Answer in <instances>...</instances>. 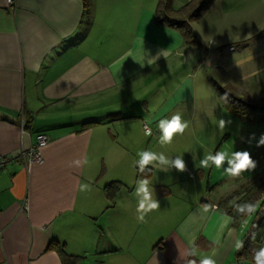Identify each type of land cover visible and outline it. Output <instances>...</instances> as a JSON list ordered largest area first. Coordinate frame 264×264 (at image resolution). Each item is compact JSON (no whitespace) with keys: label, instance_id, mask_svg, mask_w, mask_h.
<instances>
[{"label":"crops","instance_id":"1","mask_svg":"<svg viewBox=\"0 0 264 264\" xmlns=\"http://www.w3.org/2000/svg\"><path fill=\"white\" fill-rule=\"evenodd\" d=\"M158 1L90 0L86 12L82 0H0V154L49 139L39 163L0 170V264H62L46 250L52 241L77 264L241 260L235 245L249 230L232 225L224 202L244 191L219 190L228 178L200 166L214 143L191 135L193 119L207 133L205 111L222 107L208 76L216 67L203 68L217 50L205 52L197 30L191 45L158 25ZM175 114L185 132L162 145L159 120ZM140 151L181 156L185 168L148 165L140 176ZM143 178L159 208L141 221L134 191ZM112 183L120 188L110 199Z\"/></svg>","mask_w":264,"mask_h":264},{"label":"rangeland","instance_id":"2","mask_svg":"<svg viewBox=\"0 0 264 264\" xmlns=\"http://www.w3.org/2000/svg\"><path fill=\"white\" fill-rule=\"evenodd\" d=\"M189 1L176 0L174 8H181ZM189 25L194 36L195 31H198L199 41L205 52L217 50L214 56L210 55L213 58H205L206 64L203 67L205 74L210 67H216L211 68V73L208 74L217 84L213 88L214 95L219 99L216 87L230 85L240 92L241 96L237 98L244 103L251 104V100H257L258 107L264 108V0H214L211 7L199 19H192ZM189 44L199 43L196 40L195 44ZM229 47H233L234 51H230ZM219 103L223 107L220 100ZM222 107L219 112L214 110V114L205 111L202 125L210 126L207 133H199L196 130L197 119H193L191 125L195 128L191 135L194 141L202 140V135L208 139L210 137V142L214 143L212 155L222 150L249 151L255 162L254 168L243 171L238 177L229 176L224 172L229 167L226 158L218 170L220 176L228 178L223 184H219L221 192L249 191L251 187L258 185L259 180H264V146L257 147L261 134H264V110H253L254 115L249 116L255 122L248 123ZM221 119L225 121L222 129L219 126ZM229 120L231 123H228ZM225 204L230 205L231 200H227ZM255 207L259 209L258 205ZM255 214L256 212H252L243 218L240 226L246 232L250 229ZM261 247H264V242ZM80 262L89 264V260Z\"/></svg>","mask_w":264,"mask_h":264},{"label":"trees","instance_id":"3","mask_svg":"<svg viewBox=\"0 0 264 264\" xmlns=\"http://www.w3.org/2000/svg\"><path fill=\"white\" fill-rule=\"evenodd\" d=\"M82 1L85 11L87 12L90 6V0ZM172 1L173 0L158 1L155 12L156 23L177 30L185 42L188 44H195V36L189 23L192 19H199L204 12L211 7L214 0H190L184 6L177 9L172 6ZM216 90L223 107L244 122H255L253 121L254 119H250L249 115H254V111L257 112L259 110H264V108L258 107L257 100H251V104H247L244 103L242 99L237 98V96L240 95V92L233 86H218L216 87ZM247 109H250L251 111L248 112ZM144 171L139 172V175L143 176ZM119 188V183H112L107 185L104 190L107 197L111 199ZM239 195L240 194H234L225 200V202L229 199L231 202L234 201V203L229 205L226 209V213L231 216L232 225L239 227L243 218L247 214L256 212L248 234L243 242V247L237 250L238 259L254 263V250H258L261 247V243L264 242V180H259L258 185L256 184L251 187L249 191L246 189L243 196L237 199ZM248 204L254 206L253 211L250 212L248 208L245 207ZM257 205L259 206V209L255 207ZM241 207H243V211H240ZM46 250L56 251L61 258L62 264H75L78 259L75 256L67 254L64 250V245L59 244L58 242H50Z\"/></svg>","mask_w":264,"mask_h":264},{"label":"clouds","instance_id":"4","mask_svg":"<svg viewBox=\"0 0 264 264\" xmlns=\"http://www.w3.org/2000/svg\"><path fill=\"white\" fill-rule=\"evenodd\" d=\"M151 63V62H150ZM228 123H231L229 120ZM187 122L182 121L180 114H175L171 119H161L158 123V128L160 130L159 143L162 145L170 144L173 141V137L176 134H183L187 127ZM225 125V121L221 119L219 121V126L222 129ZM148 135H151L149 130ZM254 135V134H253ZM43 147V144L41 145ZM264 146V134H261L260 139L257 142V147ZM139 159L136 163L139 165L138 170L143 172L145 167L148 165H153V167H159L163 165L165 167L169 165H174L178 171H183L185 164L181 156L172 161L164 153H156L153 151H140L137 153ZM227 158L229 167L224 169V172L232 177H238L243 171L248 170L249 168L255 167V162L253 161L249 151H235L230 152L227 150L217 151L215 155L208 153L200 161V166L203 168H209L210 162L211 165L216 169H220L223 165L225 159ZM76 166H79L81 161L76 160L73 162ZM84 163H87L85 159ZM79 190L81 192L85 190H90V185L81 184ZM134 195L138 197V207L137 212L139 213L138 219L143 221L144 216L157 208H159V203L153 199L152 190L149 187V180L147 178L139 179L136 181ZM245 207L251 212L254 209V206L251 204L246 205ZM240 211H243V207L240 208ZM216 243H219V239L215 240ZM190 244L193 246V254L195 255V245L194 241H190ZM235 247L240 249L243 247L241 241H237ZM201 258L199 264H216V261L212 258L211 255L200 254ZM254 264H264V247H260L258 250H254L253 256ZM190 264H197L195 260L190 261Z\"/></svg>","mask_w":264,"mask_h":264},{"label":"built area","instance_id":"5","mask_svg":"<svg viewBox=\"0 0 264 264\" xmlns=\"http://www.w3.org/2000/svg\"><path fill=\"white\" fill-rule=\"evenodd\" d=\"M16 0H7L8 4H12ZM230 51H233L231 48ZM143 131L145 134L148 133V123H143ZM148 135V134H147ZM49 139L45 135H37L36 142L27 148H20L17 152L7 155L0 154V170L12 163H22L25 168H29L32 164L39 163L41 161V151L48 145ZM43 144V147L41 146ZM26 205L22 207V211L26 210ZM232 264H249L244 260H236Z\"/></svg>","mask_w":264,"mask_h":264}]
</instances>
